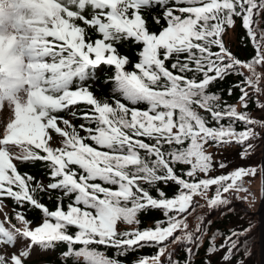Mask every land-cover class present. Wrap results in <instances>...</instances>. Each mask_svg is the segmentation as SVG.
I'll list each match as a JSON object with an SVG mask.
<instances>
[{
    "label": "snow or ice",
    "instance_id": "6c2138e0",
    "mask_svg": "<svg viewBox=\"0 0 264 264\" xmlns=\"http://www.w3.org/2000/svg\"><path fill=\"white\" fill-rule=\"evenodd\" d=\"M262 18L264 0H0V206L14 205L0 264H122L101 248L145 247L156 252L136 264H194L207 228L188 231L194 198L255 201L245 185L264 177V161L213 175L227 165L208 151L264 155V119L248 111L251 100L264 112ZM237 27L253 46L247 61L224 40ZM234 76L227 95L238 90L244 111L214 90ZM155 211L165 219L141 228ZM248 231L219 245L211 235L200 264L221 252L217 264H245ZM174 244L182 258L165 256Z\"/></svg>",
    "mask_w": 264,
    "mask_h": 264
},
{
    "label": "trees",
    "instance_id": "16d2710c",
    "mask_svg": "<svg viewBox=\"0 0 264 264\" xmlns=\"http://www.w3.org/2000/svg\"><path fill=\"white\" fill-rule=\"evenodd\" d=\"M158 27V26H157ZM260 27H264V18L261 19L260 22ZM230 32H233L235 34V39L233 42H230L229 39H227V35H229ZM228 32L224 40L227 44V46L231 49V51L237 55L242 61H247L252 55H253V46L250 44H247L243 38H242V33L239 27L237 29ZM230 42V43H229ZM126 51H130L126 49ZM257 71L259 72L260 69L258 68ZM244 75L248 76L249 73L247 70H244ZM105 76H107V73H105ZM240 80L239 76H234V77H228L221 83L217 84L214 88V90L222 96L223 100H225L228 104L236 105L237 111H244V109L239 105L237 97L239 96V91L234 90L232 96L227 95V89L230 87L232 84L238 82ZM261 87H264V80L261 81ZM97 91H100L97 89ZM248 92L250 95L253 94V90L251 88H248ZM255 99V96H253V100ZM261 100H264V97H260ZM248 111L250 115L253 117L254 113H257L260 111L259 107H257L251 100L248 105ZM256 120L263 119L261 117H253ZM239 127V125H237ZM212 149L218 150L216 148H210L211 151ZM223 150H232L233 156L235 158H238L239 161L235 162V165L232 166L231 168L227 166L224 169H219L213 172V175H220V174H226L233 169L240 167V166H258L259 163L261 164V160L259 162H256L253 164L249 163V160H253L255 162L256 157L253 158V155H250L246 160H242L240 158V153H241V147H228V148H221ZM220 150V149H219ZM258 151V149H257ZM211 153V152H210ZM246 161L247 164H243V162ZM239 162V163H238ZM238 163V164H237ZM21 171H29L31 174L35 175L37 179L39 180H44L45 176L43 174V171L41 169L37 168H32L28 167L25 168V166H20ZM223 171V172H220ZM258 186V185H257ZM259 192V186L258 188L255 187L251 193L255 194V201H253L252 196L248 197L247 203H242L239 200L232 199V205L229 206H221L217 208H211L208 206L207 202L204 199H201L200 197H195L193 204L194 205H199L198 207H194L193 209H190L191 215L188 217V231L191 232L193 231L196 226L194 223L198 225V227H201V222L207 225V228L205 229V234L203 236V239L201 241V247L197 249L199 252V255L195 257L194 264H200L201 261L205 260V247L208 245L209 237L213 234L216 235V240L215 244L219 245L223 242V235L229 233L231 230H240V229H250L249 236L255 235V226L256 222L255 219L253 218L254 214L252 213L255 210V203H256V196H258ZM169 196H173L175 194L174 189H170L168 192ZM211 195V192L209 193ZM230 198L234 195L232 193L226 194ZM241 199L246 195L242 193L238 194ZM46 203L48 204L49 207H52V201L47 200L45 197ZM6 205L9 206L11 209V212L9 213V218H12L14 216V205L11 200L4 199ZM235 208L234 211H228V207H233ZM212 214V215H211ZM29 219L33 221L34 226L39 224L41 222V218L39 214L35 211H29L26 213ZM160 219H165L162 216V213L159 211H155L152 213H149L147 215L142 216V223L140 225L141 228H152L155 226V222ZM12 222H17L15 219H12ZM102 251H105L106 255L108 256H113V253L115 252V258L119 259L122 264H136L137 260L142 258V257H149L152 254L156 252L155 247H145L140 249L138 252H129L128 254L124 256H120L118 250H113V249H103L101 248ZM242 248H240V251L237 253V257L243 258L242 255L244 256V251ZM168 253H175L173 256V259H179L184 256V252L180 251V247L178 244H174L171 247L168 248L167 252L165 253V256L168 255ZM223 255V253H218L217 255L212 257V264H217V261L220 260V257ZM163 259V257L161 258ZM191 259V257L189 258ZM250 260H246L245 264H247ZM47 264V262H46ZM52 264H55V260H53Z\"/></svg>",
    "mask_w": 264,
    "mask_h": 264
},
{
    "label": "rangeland",
    "instance_id": "374dc122",
    "mask_svg": "<svg viewBox=\"0 0 264 264\" xmlns=\"http://www.w3.org/2000/svg\"><path fill=\"white\" fill-rule=\"evenodd\" d=\"M226 37H227V39H229L230 42H233L235 39V34L233 32H230L229 35H227ZM255 116L261 117L264 119V112L258 111L257 113L253 114V117H255ZM5 119H6L5 114L0 113V122L4 121ZM208 150H210V148ZM209 152H211L213 154L214 160L216 162H223L227 166H229L230 168L235 165L236 161H239L238 158H235V156H233L232 150L228 151V150H223V149H220V150L212 149ZM254 157H256L257 160H255V162L253 160H249V163L253 162V164H254L256 162H259L260 160L262 161L263 155L261 154L260 149H258V151L256 150L253 158ZM243 164H247V162L244 161ZM259 165H260V163H259ZM220 172H223V171H220ZM260 182H261V177H258V178H255L250 184L246 183V185H245L246 187L249 188L250 192H252L255 187L258 188V186H259L258 196H256L257 199H256V203H255V210L252 212L254 214L253 218L255 219V222H256V226H255V230H254L255 235H251V237H250L249 232H247L246 236L241 238L242 240L248 239L250 241L249 253L248 254L244 253V256L242 255V257L245 261L250 260L247 264H260V258H259V256H260V223H259L260 216L258 214L259 203H260ZM243 194H245V193H242V195ZM10 212H11V209L9 208V206L6 205L5 201H3L2 206H0V222H3L5 220V217L9 218ZM12 223H17V222H12ZM194 225L196 226V228H198V225L196 223H194ZM5 226L7 227L8 225L5 224ZM241 248L244 251V247L241 246Z\"/></svg>",
    "mask_w": 264,
    "mask_h": 264
},
{
    "label": "water",
    "instance_id": "95a60500",
    "mask_svg": "<svg viewBox=\"0 0 264 264\" xmlns=\"http://www.w3.org/2000/svg\"><path fill=\"white\" fill-rule=\"evenodd\" d=\"M262 161H264V155L262 157ZM264 194V177H261L260 184V203H259V211L258 214L260 216V264H264V200H262L261 196Z\"/></svg>",
    "mask_w": 264,
    "mask_h": 264
}]
</instances>
